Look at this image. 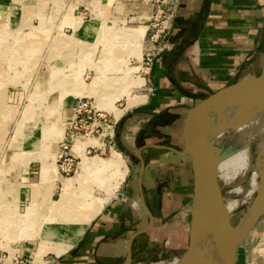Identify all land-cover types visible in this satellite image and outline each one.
<instances>
[{
    "label": "rangeland",
    "instance_id": "rangeland-1",
    "mask_svg": "<svg viewBox=\"0 0 264 264\" xmlns=\"http://www.w3.org/2000/svg\"><path fill=\"white\" fill-rule=\"evenodd\" d=\"M104 1L0 0V247L9 251L0 250V262L14 264L15 254L22 255L21 246L29 244L26 241L36 244L34 264L51 260L50 255L44 256L56 255L62 249L53 244L58 238H45L48 233L45 223L50 226L49 222H53L58 213L64 212L63 216L67 217L77 212L84 199L79 196L87 195L91 167H87L83 175L79 174L81 160L86 155L84 147L90 141L87 137L79 139L74 146L78 153L72 148L80 157L75 175L61 176L55 164L59 143L72 118L71 115L67 119V111L63 108L66 98H89L93 105L108 111L117 120L118 112L121 113L119 117H123L145 103L148 93H152L147 91L152 85L139 71L148 5L141 0ZM262 70L264 57L260 67L255 66L247 73L255 77ZM122 117L115 125L113 142L105 139L104 148L98 146L102 141L101 129L93 132L94 137L90 138L94 139L90 142L95 140L92 145L99 148H94L87 156L111 159L116 152L120 153L129 174L134 169V179L137 145L131 144L130 148L123 142L119 124ZM232 140L226 139L225 147ZM183 147L182 142H177L176 149ZM169 157L181 158L171 154ZM180 169L174 166L171 174ZM53 170L66 179L69 186L57 185L51 174ZM169 179L164 176L153 183L151 194L158 193L159 205L167 196L175 197L179 208L177 205L163 216L158 208L156 216L161 219L155 228L161 237L153 242H149L148 237L143 238L145 252L133 264H169L180 259L187 248L188 205L180 194L182 182ZM241 183L246 185L243 176H238L231 185ZM218 184L223 196L242 198L239 194L228 193L232 187H224L220 180ZM63 194L67 209L59 212ZM133 199L138 203L136 193ZM247 201L241 202L234 217L246 208ZM145 217L142 223L146 222ZM71 233L72 230L63 234L67 238ZM23 257L32 261L30 257Z\"/></svg>",
    "mask_w": 264,
    "mask_h": 264
},
{
    "label": "crops",
    "instance_id": "crops-1",
    "mask_svg": "<svg viewBox=\"0 0 264 264\" xmlns=\"http://www.w3.org/2000/svg\"><path fill=\"white\" fill-rule=\"evenodd\" d=\"M168 41L169 49L154 60L146 77L154 92L148 93L147 101L127 112L119 123L123 142L130 148L136 143L135 150L142 148L140 157L135 152L137 170L134 179L132 168L114 199L89 224L74 226L73 235L69 236L71 242L65 243L72 246L66 251L59 250L56 255L46 254L44 258L50 255L51 260L45 259L46 263L39 264H123L128 238L150 221L140 201L142 193L152 216V226L131 243V264L136 263L146 249L141 243L143 238L148 237L146 239L153 242L161 237L155 228L161 219L156 216L158 208L161 216L173 211L177 205L179 208L177 198L167 196L168 200L166 197L159 205L158 193L151 194L153 183L164 176L182 182L180 194L190 213L193 197L190 156L178 155L167 148L147 146L178 150L177 142L184 144L183 127L189 109L216 91L250 77L247 71L261 66L264 57V0H183ZM74 101L72 96L66 98L63 108L67 111V119L71 116ZM74 151L78 153L75 147ZM169 154L181 158L169 157ZM176 165L181 169L172 175ZM52 177L57 185L63 184L54 174ZM160 186L165 189L164 185ZM173 191L176 192L174 188ZM133 193L137 194L138 203L133 199ZM144 215L147 220L142 223ZM26 242L29 244L21 246L20 253L30 257L34 264L36 244ZM0 250L9 253L5 248L0 247ZM235 264H264V214L239 245Z\"/></svg>",
    "mask_w": 264,
    "mask_h": 264
},
{
    "label": "water",
    "instance_id": "water-1",
    "mask_svg": "<svg viewBox=\"0 0 264 264\" xmlns=\"http://www.w3.org/2000/svg\"><path fill=\"white\" fill-rule=\"evenodd\" d=\"M237 99L247 100L248 104L264 105V70L258 76L241 79L195 103L185 118L182 150L157 145L147 146L167 148L178 155L190 156L193 171V197L190 209L189 241L178 264H200V259L207 249L204 245L207 237L215 248L214 251L210 250V255L214 258L213 264H235L239 245L264 214L263 181H260L262 189L260 192L257 191L252 206L235 224L231 222L233 216L226 213L218 184L217 165L227 153L222 152L214 144L216 135L221 133L222 125H224L222 122L241 120L254 114V110L241 115L224 110ZM141 150L142 148L137 150L139 157ZM262 177L264 179V171ZM140 201L150 221L128 238L127 256L123 264H131L133 239L147 232L152 226V216L144 203L142 193H140Z\"/></svg>",
    "mask_w": 264,
    "mask_h": 264
},
{
    "label": "bare ground",
    "instance_id": "bare-ground-1",
    "mask_svg": "<svg viewBox=\"0 0 264 264\" xmlns=\"http://www.w3.org/2000/svg\"><path fill=\"white\" fill-rule=\"evenodd\" d=\"M227 107V109H224L226 112L228 111L229 113H235L239 115L254 110V114L247 118L233 121L224 120L222 122L224 125H222L221 133L217 134L214 140V144L218 148H220L222 152H227L225 157L220 160L217 165L216 171L218 180L222 182L224 187H232L230 191H228V193H236L241 195L242 197L241 199H239L233 198L229 195H222V200L226 213L231 214L233 216L232 222H234V220L238 222L239 219L244 215V213H246L248 209L252 206L254 202L253 195L255 194V192H260V190L262 189V186L260 187V181H263L264 186V179L262 177V173L264 171V105L248 104L247 100L237 99L231 104H229ZM120 114L121 113L119 112L116 114L117 119ZM229 137L233 138L232 143L225 147L226 139H228ZM92 139L94 138H90L88 140L91 141ZM90 141L87 143L95 144L96 142L95 140H93L92 142ZM76 143L74 144V146L76 145ZM98 146H103L102 142H100ZM87 167H91L90 169L92 175L88 178V181L86 183L87 195L79 196V198H84L82 200L83 203L81 202V206L78 207L79 210L75 213L68 214L67 217L63 216L64 212L58 213L55 218L53 217V222H49V224H51L50 226L46 225L47 222L45 223L46 230L48 231V233L45 234V238H58L59 240L57 241L61 243L57 245L61 247L62 251H66L72 246L71 244L65 243H68L71 240L70 237L73 235L72 234L70 237L66 238L63 233L67 231V234L71 230L73 231V227L78 224H89L91 219L98 215L102 211L104 206L113 197L116 196V193L120 188V185L124 181L125 176L127 175V172L129 170L125 159L123 158V156H121L120 153L117 152L115 153V155H113L111 159H90L87 155H84L83 161L79 168L80 176L85 173L84 171L87 169ZM53 173L54 176H57L58 181L61 180L64 186L67 187L69 182L61 176L57 175L56 171L53 170L51 174L53 175ZM248 174L250 175L248 176ZM80 176L77 180L80 179ZM238 176H243V181L246 182V185H243V182L241 184L231 185ZM98 191H105V193L100 194L99 192L98 194ZM251 196L252 198H250ZM65 199L66 197L63 194L62 199L59 203L62 208L59 209V212H61V210L63 211L67 209V203L66 201H64ZM245 199L248 200L246 208L241 210L238 216L234 217L235 211L239 208V205ZM87 206L89 207L85 209L84 207ZM51 211H53V209ZM88 211H90L91 213L86 214V212ZM85 214L87 216H85ZM59 216L63 217L60 218ZM43 229L45 230V227H43ZM73 242H75V238ZM204 245L207 247V249L203 257L200 259L199 263L213 264L214 258L210 255V250L214 251L215 248L213 247L211 241H209L208 237L204 241ZM178 261L179 259H174L169 264H178Z\"/></svg>",
    "mask_w": 264,
    "mask_h": 264
},
{
    "label": "built area",
    "instance_id": "built-area-1",
    "mask_svg": "<svg viewBox=\"0 0 264 264\" xmlns=\"http://www.w3.org/2000/svg\"><path fill=\"white\" fill-rule=\"evenodd\" d=\"M141 1L145 2L149 7V15L146 19L148 24L144 35L146 46L139 62L141 68L139 70L140 74L147 77L151 72L154 60L169 49L168 37L173 29L174 20L183 0ZM153 90L152 86L147 88L148 92H153ZM71 115L72 118L64 132L62 141L59 143L57 158L55 160L57 171L62 176L75 174L77 171L79 157L73 153L72 148L79 139H85L86 137L90 139V136L94 137L93 132H98L97 129L100 128L102 133L99 136H102L101 142L104 148L105 139L110 143L113 142L115 125L122 117L115 120L112 114L96 107L86 97L75 99L71 107ZM96 147L95 145L87 144L84 147V154H90L91 150H94ZM13 263L32 264L30 260L24 259L19 254L14 256Z\"/></svg>",
    "mask_w": 264,
    "mask_h": 264
}]
</instances>
